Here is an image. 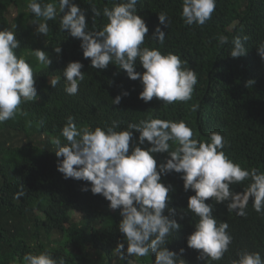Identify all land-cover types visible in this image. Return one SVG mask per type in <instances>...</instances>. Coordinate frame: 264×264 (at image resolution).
I'll list each match as a JSON object with an SVG mask.
<instances>
[{
    "label": "trees",
    "instance_id": "1",
    "mask_svg": "<svg viewBox=\"0 0 264 264\" xmlns=\"http://www.w3.org/2000/svg\"><path fill=\"white\" fill-rule=\"evenodd\" d=\"M115 2L76 0L81 8L89 10V30L95 31L102 29L107 18L102 14L91 18L90 8L95 6L102 13L105 6L111 8ZM27 4L28 0H0V30L8 25V9H20L19 17L13 19L10 27L21 43L17 55L34 69L40 97L37 102L22 104L23 114L14 120L0 123V264L14 261L23 264L26 253L42 251H48L56 259L64 258L66 264H112L114 261V249L123 239L117 229L122 219L119 210H110L109 202L99 195L82 192L85 182L65 180L56 170L54 152L57 149L51 141L60 136L69 115L76 118L78 126L92 128L117 121L120 124L117 131L142 119H182L199 139H207L210 132L219 131L228 141L226 155L245 168L264 171V61L256 49L264 43V0H217L212 18L202 27L184 24L181 0H138V14L149 27L145 46L159 48L164 54L181 55L188 61L187 66L198 74L192 100L172 105L156 98L149 103L138 99L142 91L140 82L130 80L117 64H110L103 71L90 67V59L83 57L80 41L60 30L62 14L59 11L56 20L48 21V34H39L36 23L42 22V18H36ZM161 12L168 16V28L159 25ZM157 26L167 34L162 46L148 40ZM220 35L227 36L229 43L220 45ZM235 36L249 37L245 43L247 54L237 59L230 57ZM59 46L62 52L58 57L53 49ZM36 49L49 54L52 61L49 67L37 62L33 53ZM72 61L81 62L85 73L75 96L65 93L62 73ZM136 70L144 71L139 61ZM56 77L60 82L52 88L48 81ZM249 80L255 83L246 86ZM123 91L130 95L123 97L119 105H113L112 99ZM193 104L199 105L195 112L191 110ZM16 136H21L18 144L13 143ZM60 138L64 143V138ZM164 156H157L158 163ZM162 181L175 189L170 193V207L175 209L173 218L182 225L179 232L168 238L170 251L179 253L183 248V259L188 264H230L243 250L259 251L264 256V215L259 216L253 210L250 199L246 217L228 213L223 204L215 206L213 214L218 220L227 221L234 240L221 261L197 260L198 252L189 249L186 243L198 221L187 211L188 198L194 193L184 191L180 174L162 177ZM249 183L244 181L233 188L240 192ZM20 191L24 195L17 198ZM73 212L80 214L79 221L72 219ZM164 214L168 215L167 211ZM182 214L186 215L180 219ZM132 261L152 264L153 258L121 259L123 264Z\"/></svg>",
    "mask_w": 264,
    "mask_h": 264
},
{
    "label": "clouds",
    "instance_id": "2",
    "mask_svg": "<svg viewBox=\"0 0 264 264\" xmlns=\"http://www.w3.org/2000/svg\"><path fill=\"white\" fill-rule=\"evenodd\" d=\"M137 4L138 0H117L111 8L105 6L102 13L92 6L91 18L101 14L107 18V23L98 31L89 30V10L81 8L76 0H28L27 9L36 18H42V22L36 23V31L45 36L49 32L48 21L56 20L59 11L62 14L60 30L80 41L83 57L90 59V67L103 71L110 64L119 65V70H123L130 80L140 82L142 91L138 99L144 103L151 102L153 98L165 105L187 103L192 100L198 83L197 72L187 66L188 61L181 55L164 54L159 48L145 46L149 27L138 14ZM216 6L217 0H181V19L187 26L202 27L212 18ZM158 21L159 25L168 28L166 13H159ZM166 35L157 26L148 40L162 46ZM248 39V36L233 37L231 58L247 54L245 43ZM218 42L225 45L229 40L227 36L220 35ZM20 47L14 31L0 30V123L23 114L22 104L40 99L32 65L17 55L16 50ZM256 49L264 61V43ZM53 50L59 57L62 48L59 46ZM33 53L39 64L51 65L46 51L36 49ZM137 61L144 69L142 73L136 70ZM83 68L81 62L72 61L63 69L67 95L78 94L85 79ZM59 82V77L48 81L52 88ZM254 83V80H249L246 86ZM129 95L123 91L112 99V104L119 105L122 98ZM198 108V104H193L191 110L195 112ZM119 128L117 121L103 127L78 126L76 118L69 115L60 136L51 142L57 149L54 152L57 172L65 180L85 182L82 192L99 195L109 202L110 210H119L122 219L117 229L123 239L118 241L114 251L121 259L151 256L152 264H188L183 259V248L179 253L168 248V238L182 228L173 218L175 209L170 207V193L175 189L162 181V177L173 173L180 174L185 192L194 193L188 198L187 211L193 213L198 221L186 243L189 249L198 252L197 260L221 261L233 243L234 237L229 232L227 221L218 220L213 214L216 205L223 204L228 213L246 217L251 199L253 210L259 216L264 215V171L255 167L245 168L226 155L224 149L228 141L219 131L210 132L207 139H199L184 120L159 117L129 123L117 131ZM159 154L165 156L158 163ZM244 181L250 183L237 192L233 186ZM23 195L20 191L17 198ZM209 200L212 203H206ZM165 211L168 215L164 214ZM23 264L66 262L62 257L56 259L48 251H42L26 253ZM230 264H264V256L259 251L243 250Z\"/></svg>",
    "mask_w": 264,
    "mask_h": 264
},
{
    "label": "rangeland",
    "instance_id": "3",
    "mask_svg": "<svg viewBox=\"0 0 264 264\" xmlns=\"http://www.w3.org/2000/svg\"><path fill=\"white\" fill-rule=\"evenodd\" d=\"M19 11H20V9H17V8H15V7H10V8L8 9V14H7L8 25H7L4 29L12 30V28H11L10 26H11V24H12L13 19H15L16 17H19V16H18ZM22 11L25 12L24 10H22ZM25 26H26V25H25ZM4 29H3V30H4ZM20 141H21V136H16V137L13 139V143H14V144H18V143H20ZM72 219H73L74 221H79V220L81 219V216H80V214H78V213H76V212H73V213H72ZM112 264H123V263L121 262V258H120V256H119V254L115 253L114 261H113ZM130 264H137V262H136V261H132V263H130Z\"/></svg>",
    "mask_w": 264,
    "mask_h": 264
}]
</instances>
